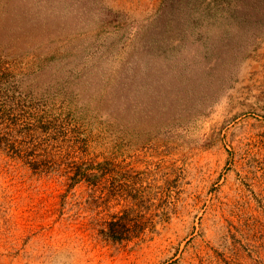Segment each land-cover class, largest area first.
Listing matches in <instances>:
<instances>
[{"label":"rangeland","instance_id":"obj_1","mask_svg":"<svg viewBox=\"0 0 264 264\" xmlns=\"http://www.w3.org/2000/svg\"><path fill=\"white\" fill-rule=\"evenodd\" d=\"M1 72L66 132L36 154L114 170L69 186L0 148V264H264V0H0Z\"/></svg>","mask_w":264,"mask_h":264},{"label":"trees","instance_id":"obj_2","mask_svg":"<svg viewBox=\"0 0 264 264\" xmlns=\"http://www.w3.org/2000/svg\"><path fill=\"white\" fill-rule=\"evenodd\" d=\"M7 76L4 72L0 74V90L6 97L0 96V148L22 159L23 163L27 165L33 172L38 174L53 175L58 174L62 179L68 181V185H74L79 181L86 179L92 183L99 177V172L113 171L114 167L109 160L96 162L95 158H79L77 161L73 160L75 151L74 141L69 138H62L59 148H64L58 155L47 150V146L42 148V153H35L38 147L36 144L26 145L21 137H30L34 130L41 133H47L53 129L56 133H61L66 136V132L61 129L57 130L58 125L43 120L44 115H39L37 112H29L19 110L17 108L18 102L15 96L9 95L13 87L7 86V80H3ZM12 92V91H11ZM23 119L33 120L25 123L22 126ZM21 121V122H20ZM49 124V125H48ZM20 137V138H19ZM58 140L57 136L51 135L48 140ZM80 149V148H78ZM82 157V156H81ZM100 228L101 234L112 241L121 242L123 240H130L133 237H138L145 227L139 225H126L119 222L102 223ZM152 229V227H150Z\"/></svg>","mask_w":264,"mask_h":264}]
</instances>
